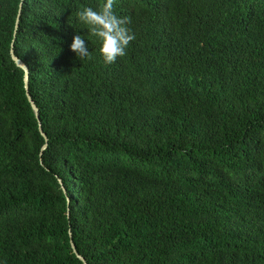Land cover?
Wrapping results in <instances>:
<instances>
[{
    "label": "trees",
    "instance_id": "16d2710c",
    "mask_svg": "<svg viewBox=\"0 0 264 264\" xmlns=\"http://www.w3.org/2000/svg\"><path fill=\"white\" fill-rule=\"evenodd\" d=\"M20 2L0 0V264H82L70 240L86 264H264V0H116L136 39L107 66L69 50L104 0H22L41 163Z\"/></svg>",
    "mask_w": 264,
    "mask_h": 264
},
{
    "label": "clouds",
    "instance_id": "9594fccd",
    "mask_svg": "<svg viewBox=\"0 0 264 264\" xmlns=\"http://www.w3.org/2000/svg\"><path fill=\"white\" fill-rule=\"evenodd\" d=\"M115 3L116 0H104L97 8L82 6L75 12L79 30H87L86 35H74L69 45V50L80 61L91 58L93 50L89 51V44L93 43L98 46L96 52L106 66L127 55V49L136 39V34L129 27L130 18L115 13Z\"/></svg>",
    "mask_w": 264,
    "mask_h": 264
},
{
    "label": "water",
    "instance_id": "95a60500",
    "mask_svg": "<svg viewBox=\"0 0 264 264\" xmlns=\"http://www.w3.org/2000/svg\"><path fill=\"white\" fill-rule=\"evenodd\" d=\"M21 6H22V0H21V2L19 4L17 15H16V18H15L14 30H13L12 41H11V44H10L9 54H10V57H11L12 61L14 62V64L23 71V82H24L25 95H26V98H27V100H28L33 112H34L35 118L38 121V131H39L40 135L42 136V138L44 140V145L42 146V148L40 150V154H39L40 163H41V155H42V152L46 148L47 138H46V136L43 133L42 128H41V123L39 121V116H38V110H37L35 104L33 103L31 97L29 96V93H28V89H27L28 68L20 59H18L15 56L14 51H13L14 41L16 39V32H17V28H18V25H19V17H20V14H21ZM62 190L65 192L64 188H62ZM69 235H70V232H69ZM70 247H71V250L74 253V255L82 262V264H86L85 260L76 252L74 244H73V242L71 240H70Z\"/></svg>",
    "mask_w": 264,
    "mask_h": 264
}]
</instances>
